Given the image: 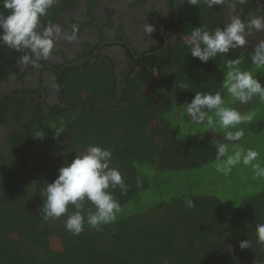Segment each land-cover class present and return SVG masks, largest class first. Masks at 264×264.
Masks as SVG:
<instances>
[{
  "label": "trees",
  "instance_id": "obj_1",
  "mask_svg": "<svg viewBox=\"0 0 264 264\" xmlns=\"http://www.w3.org/2000/svg\"><path fill=\"white\" fill-rule=\"evenodd\" d=\"M73 5L74 0H57L42 22L53 23ZM178 11V38L160 51L156 47L130 57L120 82L114 60L98 55L56 71L60 102L54 105L42 106L46 102L40 84L0 90V264H264V244L256 234V225L264 224V190L241 198L228 215L213 193L184 194L117 217L99 229L85 222L79 235L64 227L73 206L48 221L40 212L47 183L90 144L113 153L110 166L120 170L127 185L124 193L112 190L121 207L142 188L137 164L159 170L187 168L211 150L210 137L179 132L190 119L177 107L197 92L219 91L224 98L225 60L241 57L251 62L254 48L234 49L201 63L183 38L194 27L224 26L221 5L208 8L201 0L197 7L185 1ZM20 55L0 44V82L8 81V73L19 72ZM256 77L264 84L263 74ZM61 118L64 132L54 138ZM186 197L194 207L185 206ZM85 207L93 206L86 201ZM50 238L59 247L52 246ZM242 240H249L251 247L241 249Z\"/></svg>",
  "mask_w": 264,
  "mask_h": 264
},
{
  "label": "clouds",
  "instance_id": "obj_2",
  "mask_svg": "<svg viewBox=\"0 0 264 264\" xmlns=\"http://www.w3.org/2000/svg\"><path fill=\"white\" fill-rule=\"evenodd\" d=\"M224 2L225 0H204L208 8L223 5ZM234 2L245 4L247 0ZM56 3L57 0H0V8L5 10L0 11V44L21 53L17 60L18 66L39 67L41 60L50 57L58 40H77L78 32L75 27L67 32L59 24L42 22V18L48 16L49 10ZM187 3L199 7L201 0H187ZM154 30L152 24H144V31L148 35ZM253 32H264V16H252L248 19L233 16L227 24L217 26L214 30L205 26L194 27L190 34L184 36L183 44L193 58L207 63L218 55L244 47L248 43L247 37ZM250 59L256 69L264 68V39L255 45ZM242 63L241 57L225 60L226 72L223 73L222 87L233 102L248 104L253 97L264 102V84L251 70L242 69ZM177 108H183L191 123L206 124V132L217 133L218 129L223 130V142L217 140L214 144L217 172L229 175L233 167L242 163L251 167L254 178H264V166L258 159L259 152L238 143L244 136L243 129L232 130L242 123H250L255 112L241 113L237 108L226 104L219 91L214 94L197 92L190 102ZM54 129V138L64 132L63 118ZM37 136L42 138L44 135ZM228 144H232L231 153ZM112 156L109 148L90 144L70 163L60 167L58 176L47 183L43 190L45 199L40 209L43 219H58L68 212L71 205L74 211L64 221V227L72 235L82 233L85 222L96 229L114 222L121 211V205L112 190L119 188L124 193L127 185L120 170L110 166ZM86 201L94 210L93 207H85ZM185 206L194 207V201L186 197ZM256 234L257 241L264 244V224L256 225ZM239 247L250 248L251 243L249 240H242Z\"/></svg>",
  "mask_w": 264,
  "mask_h": 264
},
{
  "label": "flooded vegetation",
  "instance_id": "obj_3",
  "mask_svg": "<svg viewBox=\"0 0 264 264\" xmlns=\"http://www.w3.org/2000/svg\"><path fill=\"white\" fill-rule=\"evenodd\" d=\"M187 0H74L72 8L60 13L53 23L64 31L78 32L77 40L68 42L58 40L47 60H41L39 67L19 66V72H10L7 82H0V90L6 88H31L39 85L43 107L59 103L54 85L56 71L65 66L85 60L94 61L98 55L111 57L116 65L115 72L120 82L122 71L126 70L130 57L149 54L153 49L165 48L178 38V7ZM253 3L240 4L225 0L221 5L223 23L227 24L233 16L248 19L264 16V7ZM264 4V2H262ZM251 5V6H250ZM250 6V8L248 7ZM154 26L148 35L144 24ZM264 32H253L247 37L248 43L239 50L254 48Z\"/></svg>",
  "mask_w": 264,
  "mask_h": 264
},
{
  "label": "rangeland",
  "instance_id": "obj_4",
  "mask_svg": "<svg viewBox=\"0 0 264 264\" xmlns=\"http://www.w3.org/2000/svg\"><path fill=\"white\" fill-rule=\"evenodd\" d=\"M243 62L249 63L251 66L245 68L243 66L244 63H242L240 65L242 69L251 70L255 76L258 74L264 75V68L256 69L247 59H243ZM223 73L221 83L223 81ZM37 86L35 85L34 88ZM223 90L226 104L237 108L241 113H256L250 123H242L232 130L243 129L244 136L238 143L245 148L258 151V159L264 166V102L260 101L258 97H253L248 104H239L231 100L226 89L223 88ZM185 122L183 120V123ZM179 127L181 128L179 131L181 134L182 132L191 131L197 138L210 137L211 150L207 151L203 158H195L187 168L159 170L151 166L137 164L142 179V188L135 198L121 207L117 217L141 213L161 200L184 194L201 193H213L218 196L222 200L228 215L236 208L241 198L264 190V178H254L250 166H244L242 163L238 164L233 167L229 175L217 172L216 148L214 144L217 140L223 142V130L218 129L217 133L206 132V124L195 125L191 122L186 124L185 127H182V125ZM228 149L229 153H231L233 150L232 144H228ZM49 242L52 246L59 247L58 242L54 238H50Z\"/></svg>",
  "mask_w": 264,
  "mask_h": 264
},
{
  "label": "water",
  "instance_id": "obj_5",
  "mask_svg": "<svg viewBox=\"0 0 264 264\" xmlns=\"http://www.w3.org/2000/svg\"><path fill=\"white\" fill-rule=\"evenodd\" d=\"M259 4L264 7V4L262 2L259 1Z\"/></svg>",
  "mask_w": 264,
  "mask_h": 264
}]
</instances>
